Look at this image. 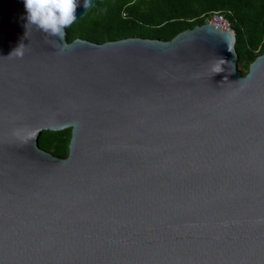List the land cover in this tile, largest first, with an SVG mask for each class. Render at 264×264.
Returning <instances> with one entry per match:
<instances>
[{"label": "water", "instance_id": "1", "mask_svg": "<svg viewBox=\"0 0 264 264\" xmlns=\"http://www.w3.org/2000/svg\"><path fill=\"white\" fill-rule=\"evenodd\" d=\"M26 15L0 0V264H264V51L242 74L210 22L97 43Z\"/></svg>", "mask_w": 264, "mask_h": 264}, {"label": "trees", "instance_id": "2", "mask_svg": "<svg viewBox=\"0 0 264 264\" xmlns=\"http://www.w3.org/2000/svg\"><path fill=\"white\" fill-rule=\"evenodd\" d=\"M216 12L235 34L242 74L264 51V0H96L83 17L65 28L67 41L97 43L127 37L169 40L180 31L206 23ZM71 129L44 130L38 146L58 157L68 153Z\"/></svg>", "mask_w": 264, "mask_h": 264}, {"label": "clouds", "instance_id": "3", "mask_svg": "<svg viewBox=\"0 0 264 264\" xmlns=\"http://www.w3.org/2000/svg\"><path fill=\"white\" fill-rule=\"evenodd\" d=\"M26 19L48 36L63 40L65 28L77 19L78 0H23ZM87 7V0L84 5ZM22 55L21 53H18ZM219 72L221 69L217 68Z\"/></svg>", "mask_w": 264, "mask_h": 264}, {"label": "built area", "instance_id": "4", "mask_svg": "<svg viewBox=\"0 0 264 264\" xmlns=\"http://www.w3.org/2000/svg\"><path fill=\"white\" fill-rule=\"evenodd\" d=\"M207 22L213 23L221 29L232 30L229 21L220 13L214 12Z\"/></svg>", "mask_w": 264, "mask_h": 264}, {"label": "bare ground", "instance_id": "5", "mask_svg": "<svg viewBox=\"0 0 264 264\" xmlns=\"http://www.w3.org/2000/svg\"><path fill=\"white\" fill-rule=\"evenodd\" d=\"M213 24V23H212ZM214 25V24H213ZM214 26H216V25H214ZM217 27V26H216ZM219 28V27H218Z\"/></svg>", "mask_w": 264, "mask_h": 264}]
</instances>
